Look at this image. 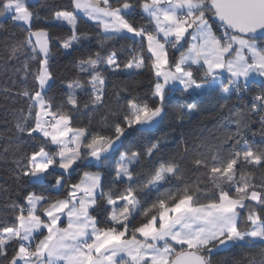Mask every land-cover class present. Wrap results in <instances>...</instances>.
<instances>
[{
    "label": "snow or ice",
    "instance_id": "obj_1",
    "mask_svg": "<svg viewBox=\"0 0 264 264\" xmlns=\"http://www.w3.org/2000/svg\"><path fill=\"white\" fill-rule=\"evenodd\" d=\"M70 6L53 15L55 27L70 33L62 40L64 49L89 38L80 31L86 18L106 39H131L137 46H130L133 55L123 70L138 74L148 68L154 84L150 95L126 99L119 110L107 113L100 130L93 131L91 122L73 127L80 110L77 90L83 91L84 84L69 82L65 101L54 105L46 96L52 79L49 29L33 28L40 17L32 0H0V17L8 16L26 33L8 59L26 55L25 79L29 61L38 65L32 72L35 90L17 93L29 103L16 130L34 143L16 165L17 179L27 178L41 188L28 191L23 204L9 205L14 216L11 225H0V264H213L216 252L264 244V180L257 183L244 171L264 169V148H254L240 134L246 123L236 119V133H226L214 144L185 146L179 158L165 157L161 139H153L176 92L191 100L175 114L182 123L185 113L199 110L205 95L219 91L223 108L257 77L264 88V46L256 40L257 34L264 35V0H140L147 26L127 18L135 8L128 0H70ZM185 45L186 51L170 59V49ZM77 70L91 89L83 107L106 108L104 71L121 70L116 52L106 58L96 52L95 58L79 61ZM253 99L259 103L252 112L264 113V91ZM259 120L264 128V114ZM190 151L195 156L189 165L207 169L206 179L195 186L186 182L181 166ZM113 163V187L107 192L99 170L83 171L74 183L66 180L81 166L103 169ZM116 185H123V191L114 192ZM98 198L111 208L103 226L91 214ZM137 217L143 219L137 223ZM237 264H264V248Z\"/></svg>",
    "mask_w": 264,
    "mask_h": 264
},
{
    "label": "trees",
    "instance_id": "obj_2",
    "mask_svg": "<svg viewBox=\"0 0 264 264\" xmlns=\"http://www.w3.org/2000/svg\"><path fill=\"white\" fill-rule=\"evenodd\" d=\"M121 1L123 0H114V3H120ZM129 1L136 3V5L127 18L134 21L137 26L149 25L148 19L139 9L140 0ZM32 3L34 4V10L40 17L39 21L34 22L33 28L47 27L51 37H53L49 42L51 52L49 70L52 73V79L49 81L46 96L52 99L54 105H60L69 93L67 88L69 82L79 80L80 83L84 84L83 91L77 90L80 110L74 114L73 127H83L91 122L92 130L98 131L103 127L104 116L110 111L119 110L126 99L151 94L154 78L150 69L146 68L138 74H129L126 70H123L124 64L128 63L133 55L129 50L130 46H137L131 39L120 36L106 39L94 22L84 18L81 19L80 31L87 32L89 38L82 39L72 49H64L62 40L70 33L67 28L55 27L53 15L55 11L62 8L71 10L70 0H32ZM213 27L215 29L216 25L214 24ZM25 35L22 25L14 23L8 16L0 17V225H11L12 223L14 213L9 205L13 202L23 204L25 202L23 197L28 191L38 193L41 191L39 186L30 184L27 178L17 179L16 161L30 154L34 143L26 134H21L16 130V124L22 122V116L27 113L29 103L27 98L17 95V93L24 91L26 88L35 90L36 84L32 72L35 71L38 65L29 61L31 71L25 79L23 64L27 58L26 55L21 54L19 59L16 60H9L8 56L11 48L23 41ZM56 37L60 39H56ZM256 40L261 46H264V37H256ZM186 48L187 45L179 50L170 49V59L178 58ZM96 52H99L102 58H106L111 52H116V59L121 70L114 73L108 70L104 71L108 81L106 86L107 107L92 111L91 108L85 109L83 107V104L89 100L91 89L90 85L86 83L87 77L78 76L77 65L79 61L87 59L90 55L95 58ZM145 63L146 65L150 63L147 58ZM191 70L197 75L201 71L196 66H193ZM249 87L252 92L260 91L261 93L264 91L259 82L250 83ZM186 103H191L187 96H182L179 92L172 94L168 101V116L160 125L159 130L154 133L153 139L160 138L162 141V151L165 157L176 156L179 158L180 155L184 154L183 149L185 146L191 148L201 142L214 144L224 134L236 133L238 131L237 125L234 123L236 119H240L248 125L247 128L241 125L240 134L248 139L254 148H264V134H262L264 128L261 126L259 114L252 112V104L249 99L231 95L228 103L221 108V105L224 104V98L219 91H216L204 96L198 111L191 114L185 113L183 122L177 123L175 114L180 111V106ZM108 119L110 122L112 117L109 116ZM125 150L124 148L121 149V151ZM227 151L228 149L225 148V155H227ZM194 156L195 152L190 151L186 154L185 161L181 165L182 168L186 169V182L193 186L205 180L207 173V169H196L189 165L188 161ZM114 169V163L111 167L103 169L81 166L76 172L66 176V180L69 183H74L83 171L99 170L104 173V191L107 192L110 187H113ZM244 171L246 175L254 176L257 183L264 180V169L245 167ZM59 174L58 172L57 175ZM49 180L54 182L53 177H50ZM201 187H204V185L201 184ZM123 189V185H116L113 191L122 192ZM210 193L211 188L209 186ZM52 195L56 194L53 193ZM152 199H155V196ZM148 203L150 201L145 202V207ZM110 211V206H106L105 201L98 198V206L91 214L96 216L103 226ZM142 219V217H137V223ZM261 248H264V244L256 243L252 248L235 247L226 251H219L212 256V261L213 264H237L247 254L257 253Z\"/></svg>",
    "mask_w": 264,
    "mask_h": 264
},
{
    "label": "built area",
    "instance_id": "obj_3",
    "mask_svg": "<svg viewBox=\"0 0 264 264\" xmlns=\"http://www.w3.org/2000/svg\"><path fill=\"white\" fill-rule=\"evenodd\" d=\"M260 93V91H256V92H252L251 90H250V87H249V89L245 92V93H243L242 95H236L235 93L234 94H232V95H234V96H236V97H239V98H247V99H249L250 101H251V104H252V107H253V104L254 103H256L257 105H258V103L259 102H255L254 101V97H255V95H257V94H259ZM259 114V116L261 115V114H264V113H258ZM262 126V125H261Z\"/></svg>",
    "mask_w": 264,
    "mask_h": 264
},
{
    "label": "crops",
    "instance_id": "obj_4",
    "mask_svg": "<svg viewBox=\"0 0 264 264\" xmlns=\"http://www.w3.org/2000/svg\"><path fill=\"white\" fill-rule=\"evenodd\" d=\"M122 2H123V1H121L120 3H122ZM128 2H129V3H132L134 6L136 5V3L132 2V1H129V0H128ZM139 9H140V8H139ZM140 10H141V9H140ZM91 22H93V21H91ZM94 23H95V22H94ZM100 30L102 31V29H100ZM257 43H258V42H257ZM258 44H259V43H258ZM185 51H186V50H185ZM180 55H181V54H180ZM180 55H179V56H180ZM256 79H257V82H259V81L261 80L260 77H257ZM66 222H67V221L65 220V223H66Z\"/></svg>",
    "mask_w": 264,
    "mask_h": 264
},
{
    "label": "water",
    "instance_id": "obj_5",
    "mask_svg": "<svg viewBox=\"0 0 264 264\" xmlns=\"http://www.w3.org/2000/svg\"><path fill=\"white\" fill-rule=\"evenodd\" d=\"M260 36H261V37H264V35H261V34H257V36H256V37H260Z\"/></svg>",
    "mask_w": 264,
    "mask_h": 264
},
{
    "label": "rangeland",
    "instance_id": "obj_6",
    "mask_svg": "<svg viewBox=\"0 0 264 264\" xmlns=\"http://www.w3.org/2000/svg\"><path fill=\"white\" fill-rule=\"evenodd\" d=\"M53 22H55L54 19H53ZM55 23H56V22H55ZM33 39H34V38H33Z\"/></svg>",
    "mask_w": 264,
    "mask_h": 264
},
{
    "label": "bare ground",
    "instance_id": "obj_7",
    "mask_svg": "<svg viewBox=\"0 0 264 264\" xmlns=\"http://www.w3.org/2000/svg\"><path fill=\"white\" fill-rule=\"evenodd\" d=\"M239 98V97H238Z\"/></svg>",
    "mask_w": 264,
    "mask_h": 264
}]
</instances>
